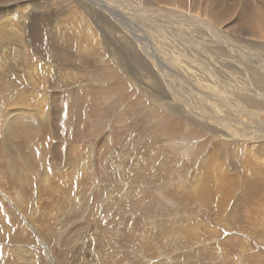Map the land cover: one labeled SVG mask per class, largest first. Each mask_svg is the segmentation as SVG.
<instances>
[{
    "label": "rangeland",
    "instance_id": "obj_1",
    "mask_svg": "<svg viewBox=\"0 0 264 264\" xmlns=\"http://www.w3.org/2000/svg\"><path fill=\"white\" fill-rule=\"evenodd\" d=\"M214 1L161 5L211 18ZM237 1L264 17V0ZM45 3L64 12L62 33L46 34L53 53L22 37L31 0L0 2V122L22 120L6 146L0 133V264H264V161L249 167L244 142L221 143L192 105L213 76L175 71L188 86L173 95L122 16L113 32L81 0ZM48 13L35 19L41 39ZM163 89L187 98L185 114L155 96Z\"/></svg>",
    "mask_w": 264,
    "mask_h": 264
},
{
    "label": "bare ground",
    "instance_id": "obj_2",
    "mask_svg": "<svg viewBox=\"0 0 264 264\" xmlns=\"http://www.w3.org/2000/svg\"><path fill=\"white\" fill-rule=\"evenodd\" d=\"M4 1L7 0H0V2ZM45 1L43 0L37 5L36 1L31 0V8L29 6L31 10H28V12L31 11L30 20L28 22L21 21L23 22L22 27L25 29L22 37L24 40L27 39L30 45L36 47L38 52L45 48L47 49L46 52L53 53L59 47L50 44L46 34L59 36V33L56 34V30L62 33L63 25L58 18H61L59 14H64V12L62 9L50 8L48 3L44 4ZM90 1L93 2L92 5L86 4L87 0H81L88 10L99 13L96 14L97 21L101 20V25L107 30H112L116 26V22L119 23V20L123 18L121 21L123 23L120 26L122 31L127 30L133 37L137 38L136 40H138L137 42H139L141 52L145 58V65L154 68L160 76V80L170 83L173 95H177L179 90L185 89L187 85L176 78L173 73L175 71L195 74L194 76L201 72H208L210 77L213 76L212 82L205 88V95L198 99H191L193 101L192 105L200 112L196 118H205L211 123L215 121L217 127L224 131L223 136L219 138L221 143H232L235 142L234 140L243 141V148H246L243 160L249 161L250 164L247 162V165L251 168L260 167L259 163L264 161V154L262 153L264 150L261 151L264 146L259 145V143L258 146L252 149L254 154H251L248 153L250 149L248 145L254 146L258 141L264 140V17L257 18L252 13V6L249 5L248 1L244 5L241 4L244 7L241 8L238 7L237 0H215L216 6L213 7L214 12L211 13V18L193 12H186L187 10L181 8H166V6L161 5L162 0H144L142 5H140L141 2L135 5L131 0ZM243 2L245 1L243 0ZM255 2L259 6V2ZM43 8H47L49 13L45 23L46 37L41 39L38 34L40 26L35 24V19L41 17V9ZM100 9L106 11V16L99 11ZM233 12H236V14L231 16ZM95 13H92V15ZM108 14L110 17H107ZM252 18H256L257 23L252 22ZM225 22L227 24H223ZM117 31L122 32L118 28ZM63 32L64 34L67 33L65 29H63ZM126 33L124 34L127 35ZM116 36H118L117 33ZM126 37L123 38L126 40ZM133 40L135 39L133 38ZM128 41L131 42L130 45L134 48L137 46L133 41ZM112 44L117 43L112 42ZM223 46L225 49H222ZM226 51H229L228 53H231V55L227 56L221 53L222 56L220 54V52ZM114 57L126 73L130 72L129 66L124 65V63L127 64L130 58L126 61V56L120 54ZM133 59L134 56H132ZM198 69L199 72H197ZM179 76L177 77L179 78ZM206 77L207 79L210 78L209 76ZM153 82L154 80L148 86L153 87ZM142 87L145 88V86ZM148 92L153 91L149 90ZM154 94L170 109L174 108L175 111L185 114L184 109L187 108L185 104H188L186 97L180 99L176 96L173 97V100H166L164 89L162 94L158 95L157 92H154ZM6 120L7 118L4 119L3 125L0 122L1 129H4V135L2 132L0 133L4 136L5 146L11 138L10 133L16 130V124L22 122L18 117L8 118V122ZM250 155L254 158H251ZM249 185L254 190L258 188L255 182Z\"/></svg>",
    "mask_w": 264,
    "mask_h": 264
}]
</instances>
